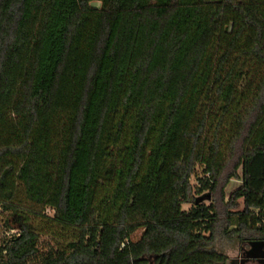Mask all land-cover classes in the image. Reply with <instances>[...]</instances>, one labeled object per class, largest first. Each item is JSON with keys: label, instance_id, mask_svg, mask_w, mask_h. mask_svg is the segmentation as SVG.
Listing matches in <instances>:
<instances>
[{"label": "trees", "instance_id": "16d2710c", "mask_svg": "<svg viewBox=\"0 0 264 264\" xmlns=\"http://www.w3.org/2000/svg\"><path fill=\"white\" fill-rule=\"evenodd\" d=\"M0 207V264L264 236V0H0Z\"/></svg>", "mask_w": 264, "mask_h": 264}, {"label": "rangeland", "instance_id": "374dc122", "mask_svg": "<svg viewBox=\"0 0 264 264\" xmlns=\"http://www.w3.org/2000/svg\"><path fill=\"white\" fill-rule=\"evenodd\" d=\"M7 1H41V2H47L50 3L54 6L57 7H69V8H75L76 7V0H7ZM95 6H100L99 2H94L93 3ZM192 183L196 184L197 183V178L193 177L192 178ZM240 184L236 180H232L230 184L226 188V197H229L230 193L232 190L236 189L239 187ZM219 207H223V204L219 202ZM240 209L243 208V203L241 201L240 203ZM184 209H189V205H184ZM47 212L49 214H53L54 212L51 209H48ZM7 216L6 213L3 212V210L0 207V225H3L4 223V218ZM18 232V230H14L13 233ZM141 230H139L135 235L134 238H138L141 234ZM47 240V238H45ZM239 240L234 239V240H228L225 238H218V240L215 243V247L219 249L220 251L224 252L225 254L228 255V257H234L237 255L239 251Z\"/></svg>", "mask_w": 264, "mask_h": 264}, {"label": "flooded vegetation", "instance_id": "af4514ba", "mask_svg": "<svg viewBox=\"0 0 264 264\" xmlns=\"http://www.w3.org/2000/svg\"><path fill=\"white\" fill-rule=\"evenodd\" d=\"M256 241L259 242L257 246L253 249V254L259 255L257 258H248L246 261L242 262V260L247 256V251L252 250L251 242ZM247 242H240L239 251L236 256L228 257L226 262L223 264H264V236Z\"/></svg>", "mask_w": 264, "mask_h": 264}, {"label": "water", "instance_id": "95a60500", "mask_svg": "<svg viewBox=\"0 0 264 264\" xmlns=\"http://www.w3.org/2000/svg\"><path fill=\"white\" fill-rule=\"evenodd\" d=\"M258 244H260V243L256 242V241L251 242L252 250L247 251V254H246L247 256L242 260V262L246 261V259H248V258H257V257H259V255L253 254V252H252L254 247L257 246Z\"/></svg>", "mask_w": 264, "mask_h": 264}, {"label": "crops", "instance_id": "0c3cea01", "mask_svg": "<svg viewBox=\"0 0 264 264\" xmlns=\"http://www.w3.org/2000/svg\"><path fill=\"white\" fill-rule=\"evenodd\" d=\"M240 185L242 184V181L241 180H236Z\"/></svg>", "mask_w": 264, "mask_h": 264}]
</instances>
